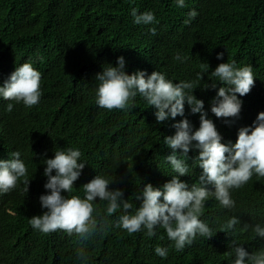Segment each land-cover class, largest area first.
Instances as JSON below:
<instances>
[{
  "label": "trees",
  "instance_id": "trees-1",
  "mask_svg": "<svg viewBox=\"0 0 264 264\" xmlns=\"http://www.w3.org/2000/svg\"><path fill=\"white\" fill-rule=\"evenodd\" d=\"M133 8L138 14L153 12L158 23L134 24ZM190 10L197 16L185 24ZM177 53L187 57L184 63L173 59ZM218 53L224 54L222 60ZM120 56L129 75L159 71L178 83L195 80L200 73L203 79L194 95L204 101L222 143H234L238 129L252 125L264 112V0H185L184 8L174 0H0V85L24 62L41 74L36 105L0 99V159L19 151L27 168L14 189L0 194V264H81L78 249L85 251L87 264H230L232 240L249 253L264 249V239L251 228L241 230L245 223L264 226V177L255 175L231 190L234 211L222 208L213 197L205 201L200 219L213 229V237L197 236L181 252L163 229L149 238L143 231L129 235L115 227L122 211L105 216L106 202L99 198L93 213L97 227L87 240L62 230L44 234L30 226L32 216L46 211L39 202L46 194L44 160L54 158L55 150L79 149L80 161L86 163L73 191L62 194L83 198L81 186L102 175L133 204L129 214L139 206L135 194L141 187H159L176 175L165 163L171 150L163 141L174 134V121L157 124L156 109L139 95L126 110L95 104L96 74L104 65L115 66ZM232 61L252 68L254 85L240 97L239 117L228 118L226 124L210 111L216 90L202 88L211 83L215 67ZM9 102L11 112L5 110ZM185 115L194 129L199 127V114H191L187 104ZM197 154L189 152L190 171L181 177L190 186L201 171L191 159ZM233 215L240 223L232 232H222L220 226ZM156 246L168 248L166 259L155 254Z\"/></svg>",
  "mask_w": 264,
  "mask_h": 264
},
{
  "label": "clouds",
  "instance_id": "clouds-1",
  "mask_svg": "<svg viewBox=\"0 0 264 264\" xmlns=\"http://www.w3.org/2000/svg\"><path fill=\"white\" fill-rule=\"evenodd\" d=\"M174 3L178 8L185 7V0H174ZM131 16L136 25L158 23L151 11L138 14L133 8ZM187 16L185 24L195 19L197 12L190 10ZM148 30L156 35L155 27ZM223 55L218 53L217 59L222 60ZM173 59L184 63L187 57L177 53ZM125 65V58L120 56L115 66L104 65L102 71L96 74L95 104L108 110H126L139 95L147 105L156 109L157 124L174 121L171 125L175 129L174 134L165 136L163 141L171 150V154L165 156V163L176 175L159 187L151 183L141 187L135 194L139 206L134 214H129L133 204L124 198L121 189L110 188V179L102 175H96L81 186L83 198L62 194L73 191L74 182L81 176L86 163L80 161L79 149L55 150L54 158L44 160L46 194L39 197V202L46 211L32 216L28 222L34 230L44 234L62 230L69 236L76 235L81 241L87 240L97 227L93 213L94 201L99 198V201L106 202L105 216L122 211L115 227L126 230L129 235L143 231L149 238L156 236L158 229H163L167 239L173 242L175 251L181 252L186 246H191L197 236L207 240L213 237V229L200 219L209 197H213L222 208L234 211L236 202L231 198V190L243 187L254 175L264 177V112L257 114L252 125L238 129L234 143H222L223 137L208 117L204 101L194 95L197 82L203 79L200 73L196 74L195 80L174 83L159 71L147 74L138 70L129 75ZM210 77L211 83L202 88L216 90L210 101V111L216 118H225V123H230L228 118L240 115L243 103L240 97L248 94L254 85L252 68L237 67L235 61L220 63L211 71ZM40 81V72L34 69L32 63L24 62L16 66L0 85V99L32 107L41 97ZM218 84L222 86L218 87ZM185 104L191 114H199L198 128L194 129L186 117ZM5 110L11 112L13 103L9 102ZM177 116L182 119L177 121ZM192 150L198 152L191 158L193 166L201 171L198 182L190 186L181 177L189 174L187 161ZM20 157L21 153L14 151L10 153V158L0 159V194L8 193L17 186L20 178L26 177L27 168ZM25 183L28 190L29 182L25 180ZM239 223V217L233 215L220 226L221 231L228 234ZM249 228L256 237L264 239V226L245 223L241 230ZM154 252L166 259L168 248L156 246ZM228 255L232 257L230 264H264V249L249 253L235 240L231 241ZM76 256L81 264H87L83 249H78Z\"/></svg>",
  "mask_w": 264,
  "mask_h": 264
}]
</instances>
